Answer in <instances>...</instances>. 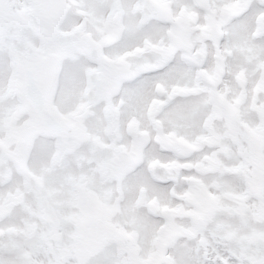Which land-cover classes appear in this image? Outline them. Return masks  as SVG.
Returning <instances> with one entry per match:
<instances>
[{
    "label": "snow or ice",
    "instance_id": "6c2138e0",
    "mask_svg": "<svg viewBox=\"0 0 264 264\" xmlns=\"http://www.w3.org/2000/svg\"><path fill=\"white\" fill-rule=\"evenodd\" d=\"M0 264H264V0H0Z\"/></svg>",
    "mask_w": 264,
    "mask_h": 264
}]
</instances>
